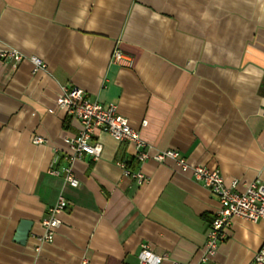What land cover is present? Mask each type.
Wrapping results in <instances>:
<instances>
[{
  "label": "crops",
  "instance_id": "crops-1",
  "mask_svg": "<svg viewBox=\"0 0 264 264\" xmlns=\"http://www.w3.org/2000/svg\"><path fill=\"white\" fill-rule=\"evenodd\" d=\"M0 46L25 54L0 56V264H149L144 246L158 264H255L264 220L233 218L204 259L220 207L209 187L101 129L100 157L74 156L64 137L81 122L56 98L82 87L117 103L151 154L177 149L240 191L264 182V0H0ZM117 47L131 66L112 61ZM67 165L77 186L48 171ZM60 195L68 205L47 241L42 219ZM23 218L33 221L25 244L14 240Z\"/></svg>",
  "mask_w": 264,
  "mask_h": 264
},
{
  "label": "built area",
  "instance_id": "built-area-1",
  "mask_svg": "<svg viewBox=\"0 0 264 264\" xmlns=\"http://www.w3.org/2000/svg\"><path fill=\"white\" fill-rule=\"evenodd\" d=\"M0 56L18 62L25 57V54L13 47L0 46ZM30 59L35 72L46 67V63L42 58L33 55L30 56ZM112 61L120 65L131 66L133 57L117 47L113 51ZM56 103L69 115L78 118L81 122V128L76 135L64 137L74 156L81 157L84 154H89L95 159L99 158L102 145L93 138L95 131L101 129L117 140L133 142L139 160L154 158L157 161H164L167 158H173L181 171L190 173L195 179L209 187L219 199L220 207L209 226L204 259L217 252L220 242L226 237L233 218L242 217L251 221L264 220V182L252 181L246 183L244 190L240 191L235 189L237 180H234L231 186L225 184L224 175L220 168L203 163L191 164L177 149L164 148L151 154L147 142L140 136L139 130L130 124L129 119L119 112L117 103H106L93 99L82 87L62 85ZM35 141L42 142L44 138L36 136ZM120 164L123 166L125 173L136 176L140 182L147 179L145 174L141 171H133L125 162L121 161ZM48 171L53 175H62L69 185L77 186L79 184L71 165L63 168L51 166ZM67 205V198L60 195L55 204L49 208L48 214L42 219L45 228L42 237L44 240H53L55 229L61 223L59 214ZM163 258V256L155 254L146 246L140 252V259L143 263L158 264ZM254 263L264 264V242L256 253ZM171 264L193 263L174 260Z\"/></svg>",
  "mask_w": 264,
  "mask_h": 264
},
{
  "label": "water",
  "instance_id": "water-1",
  "mask_svg": "<svg viewBox=\"0 0 264 264\" xmlns=\"http://www.w3.org/2000/svg\"><path fill=\"white\" fill-rule=\"evenodd\" d=\"M32 224H33V221L30 219H27V218L21 219L17 227L14 240L21 244H25L30 234Z\"/></svg>",
  "mask_w": 264,
  "mask_h": 264
}]
</instances>
